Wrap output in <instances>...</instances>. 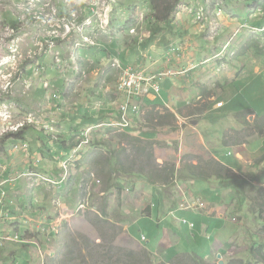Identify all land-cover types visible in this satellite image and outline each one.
I'll use <instances>...</instances> for the list:
<instances>
[{"label": "rangeland", "instance_id": "1", "mask_svg": "<svg viewBox=\"0 0 264 264\" xmlns=\"http://www.w3.org/2000/svg\"><path fill=\"white\" fill-rule=\"evenodd\" d=\"M255 1L258 0H182L173 12L171 26L165 29L163 21H156L147 0H0V156L5 158L6 152L19 145L23 147L27 140L28 153L21 157L22 161L34 158L37 164L33 166L40 169L33 171L38 173L45 165L50 168L52 163L49 170L52 179L62 170L58 169L61 164H55L49 148H64L60 150L64 156L57 153L56 158L66 160L73 153V159L77 158L74 164L68 165L72 176L69 177L70 182H66V191H56L53 185L46 187L38 179L40 186L34 188L38 192L36 194V191L31 192L32 185L26 180L19 195L13 191L6 201L4 197L0 211L3 208L5 214V211L8 215L13 213L11 218L15 220L18 212L21 214L24 208H31V213L39 216V228L35 234L27 233L26 238L31 241L27 243L29 246L14 240L5 242L0 247V264H191L196 258L204 264H264L250 250L264 245V233L260 230L264 223V164H261L264 156L251 162L248 156L243 155L242 161L246 165L240 174L244 178L237 175L246 182L243 188L233 182L228 188H222L214 177L209 183L194 181L189 169V164L200 166L214 160L199 131L207 144L219 145L215 153L221 162L240 170L234 156H227L230 149L222 146L223 137L250 147L255 141L264 139V54L259 55L260 48L264 53V15L254 18L249 12V4L255 8L252 3ZM257 8L253 13L258 12ZM261 12L264 14L263 10ZM234 14H239L240 18ZM243 23L246 27L242 26ZM254 26L260 28H252ZM230 31L234 35H230ZM205 45L210 48H204ZM247 46L249 48L245 49ZM198 48L206 51V63L216 64L211 65L213 74L208 78L214 83L215 95H222V100L229 103L223 110L215 112H221V115L205 114L200 119L204 126L200 125L199 131L189 118H185L192 109L179 112L177 120L174 116L166 117L163 111L145 110L144 118L152 112L169 127L160 132L157 127L154 131L151 125L158 123L154 118L144 129H136V133L100 128L92 138L85 137V134L80 138L77 136L82 128L99 122L111 119L113 123H120L130 106H139L135 98L142 94V90L131 96L117 87L124 67L132 65H125L118 56H112L111 49L118 55L124 53L122 60L126 63L137 62L139 52L142 54L140 63L146 66L150 65L149 59H163L167 55L168 63H172L171 72H174L181 70L178 65L180 58L192 57ZM130 49L132 54L127 57ZM209 53L211 56L207 57ZM216 53L218 55L214 57ZM175 59L178 60L173 62ZM181 61L184 62L183 59ZM231 83H234L233 87H228ZM206 88L210 90L212 86L207 85ZM224 92L228 94L224 95ZM175 104L185 105V102L175 101ZM203 104L207 107V103H201L197 111L203 110ZM107 109L113 110L115 115L108 114ZM99 110V113L95 112ZM243 110L249 113H239ZM223 112L230 114L224 116ZM191 117L195 119L196 115ZM23 124L27 126L23 129L26 132L24 141L10 140L1 144L4 137L11 131H19ZM257 127L263 132H258ZM43 129L48 130L56 144L43 146L47 139V132ZM125 135H136L142 141L152 143V148L156 146V149L153 148L154 154L151 151L152 158L145 161L146 167L143 166L142 172L140 166H129V176L114 170L108 173L110 178H105L106 181L109 179L106 183L100 174V166L105 162L101 159L91 162L89 154L95 155L92 158L99 155L90 148L99 149V152L120 149L127 146ZM67 138V141H62ZM77 142L86 147L81 155L72 147ZM40 145L43 148H39ZM1 157L0 165L4 166L5 172L9 161L4 165L6 158ZM107 164L110 169L118 168L115 159ZM64 165H67L65 161ZM229 171L236 175L231 169ZM156 173L164 180L160 181ZM1 176L0 170V196L7 181ZM91 178L100 183L95 184ZM159 183L168 187L163 210L176 207V197L183 196L186 191L199 195L206 202L217 201V206H226L231 221H219L213 228H218L216 234L222 236L238 229L229 249L221 254L211 251L213 241L206 237L195 239L197 232L192 239L193 235L188 236L179 222L168 220L180 240L172 251L188 255L178 254L175 259L164 260V250L160 249L161 246L158 248V237L154 235L162 233L168 225L164 223L158 228L156 217L130 224L135 227L129 231L130 237L139 239L143 233L148 238L147 242L150 241L144 246L141 241L135 244L126 231L127 217H134L132 210L136 209L139 200L145 201L146 206L150 204L151 196L145 190H154ZM116 185H125V192L119 198ZM170 193L175 200L170 199ZM152 194L158 195L156 190ZM31 195L33 204L30 207ZM183 199V208L196 212L192 210V199ZM254 205H260V210L257 211ZM198 208H202V204H198ZM11 218H7L4 224H11ZM192 219L199 228L204 220L215 224L209 217L197 220L194 216ZM34 224L32 220L28 226ZM51 227H56L57 232L47 230ZM166 243L167 240L163 242L164 246ZM218 255L221 259L217 258Z\"/></svg>", "mask_w": 264, "mask_h": 264}, {"label": "crops", "instance_id": "2", "mask_svg": "<svg viewBox=\"0 0 264 264\" xmlns=\"http://www.w3.org/2000/svg\"><path fill=\"white\" fill-rule=\"evenodd\" d=\"M252 3H254V2H252ZM234 7H235V5H234ZM217 8H220V7H217ZM248 8H249V12L251 11L252 15H254V18H256V16H258V15H264L263 12H261L262 11L261 8H257L256 10H258V12H256V13H253L255 8H253V6H251V4H249ZM233 16L234 17L238 16L240 18L239 14L238 15L234 14ZM238 17H236V18L238 19ZM262 18H263V16H262ZM257 19H259V18H257ZM243 22H245V21H243ZM232 33H233V31H230V35H232ZM220 35H222V33ZM233 35H234V33H233ZM205 47L210 48V46H208V45H205L204 48ZM204 48L203 49L198 48L197 50H195V52L193 51L194 54L190 58H184V57L182 58L181 57L184 60V62L183 61L179 62L180 60H182L181 58L178 61V65H179V67H181V69L182 68H195L193 71L190 72L189 75H179L176 73L177 75H169V76L165 77L160 83L161 90L159 93H156L155 90L151 87H148V86L144 87L142 94L135 98V102L137 104L141 105L142 111L145 109L148 110L147 112L152 111V112L160 113L163 111L166 114V117H173L174 116L177 120V118L179 119V116H178L179 112H183L187 109H192V110H190L189 114L186 115L185 118L186 119L189 118L190 119L189 122L196 120V123H192V124H194V128L196 129V131H199L198 128L200 125L204 126V125H202L200 119L205 114L206 115L207 114L221 115V112H218V113H215V112L224 109L225 106L227 107L229 104L226 105V102L221 100L223 102V106L218 108V106L216 105L218 103L217 99L219 98V96L215 95L214 83L212 84L211 80H208V78H210L209 76L213 74L214 68L211 67V65L216 66V64L206 63V61H204L207 59L204 57V52H206L204 50ZM110 53L114 57L118 56V58H120V61H122L125 65H128V64L132 65L134 68H137L138 70L145 69L149 73H153L154 71L164 69V68L171 69V67H172V65H171L172 63L171 62L168 63L169 60L167 59V55H164L166 58L163 57V59H162V57L158 58V59L151 57L152 60L149 59L150 65L146 66V64L141 65L140 61L142 60V58H141L142 54L139 52H137V53L139 54L140 59L137 62H127V63L122 60V57L125 56L124 53L118 55V53L114 49H111ZM130 54H132L131 49H130L129 53L127 54V57H129ZM197 55L199 56V59H197ZM216 55H218V53H216L214 55V57H216ZM206 56L210 57L211 54L210 53L206 54ZM176 60H178V59H175L173 62H175ZM215 63H216V61H215ZM149 68H151V69H149ZM166 71H168V70H166ZM174 72H177V71H174ZM207 85L212 86V89L209 90L208 88H206ZM175 101H177L178 103L180 101H184L185 105H179L178 106V104H175ZM201 103H207V107L205 104H203V108H202L203 110L201 109L202 111H197L196 108H198L197 106H199V104H201ZM152 112L147 114V118H144L142 120L139 119V121H135L134 127H133L131 132L136 133V129L137 130L144 129L145 126L150 125V122L154 118L156 119V122H158V123L151 125L153 127L152 129L154 131L156 130L157 127L159 128L158 132H160L161 129H165V127H169V125L165 124V122L163 123L160 119L156 118L155 117L156 115ZM244 112H246V114L249 113L248 110H243L239 113H244ZM223 113H224L223 114L224 116L225 115L227 116L230 114V112L228 114H225V112H223ZM108 114L115 115V112L113 110H109ZM192 115H196L195 119H193L194 117H191ZM163 116H164V114L162 115L161 119H163ZM82 129H84V128H82ZM199 134H200L201 139L204 142V145L206 146V149L208 150L210 156L215 161H218V162L224 164L223 162H221L220 158L215 153L216 151L219 150V145H217V144L213 145L210 142L207 144L200 131H199ZM69 136H70V134H69ZM69 136H68V138H69ZM131 137H137V136L132 135ZM68 138L63 139L62 141H67ZM153 138H154V135L151 137V139H153ZM259 142L261 143L260 145H258ZM44 143H46L45 146H47V145L50 146L51 144H56L55 140H53L51 138H47L44 141ZM221 143L225 149H230L227 151V156L228 157L234 156V158L237 160V163L240 165L241 170L237 169L233 166H227L226 164H224L229 169H231V171L234 172V174H236V175H241L240 172L242 171V167L246 165V162L242 161V159L244 158L243 155L248 156L250 159L249 161H251V162H253V160L256 157L264 156V139H259L258 141H255L252 144L253 147L248 146V144H246V143H241L240 141H236V142L227 141L226 137L225 138L223 137V142H221ZM20 147H21L20 145H19V147L17 146L16 150H18V151L11 150L9 153L6 152V154H5L6 161L4 162V165L7 164V161H9V166H7L5 172L2 173L1 177H4V179H8L7 177H9V180H13V179L18 178L17 176H18V174H20V172L17 170H24V172H25L26 170H28V169H26L28 166L27 164H29L30 162L35 163L34 159L33 158L30 159V157H28V159H26V161H22L21 157H23L25 155V153H28V152L27 151L25 152V150L21 149ZM249 147H250V153L251 154L250 153L247 154ZM153 148L156 149V146ZM153 148L151 150L152 152H153ZM49 149H50V153L52 155H54L55 153H52V148H49ZM63 149H64L63 147L55 148V152L63 150ZM90 149L92 150V148H90ZM153 154H154V152H153ZM1 158L5 159L4 157H1ZM49 161H50V159H48L47 162L49 163ZM261 164H264V162H262ZM192 165H194V164H192ZM48 167H49L48 165L47 166L45 165L43 167L44 173L45 172L51 173V171H49V170L52 167V163H51L50 168H48ZM51 175H52V173H51ZM50 178H51V176H50ZM22 180L23 179L18 180V181L22 182ZM251 183H253V182H251ZM22 185H24V184L16 183L13 185V187H12L13 191L17 192V195H19L18 192L21 191ZM124 187H125V185H124ZM155 190L158 194L157 197H155L152 194V191H155ZM124 192H125V190H124ZM146 192H148L149 195L151 196V199L149 200L150 204L146 206L145 201L142 202L139 200L136 203L137 204L136 209L134 211L132 210L134 217L133 216L131 218L127 217L128 223H126L127 224L126 231L128 233L129 238H131V240L133 242H137V241L140 242V238L134 239V238L130 237L129 231L131 229H135L134 225L130 226V224H133V223L138 224L139 223L138 220H140V219H147V218L154 219V217H156L158 219V221H157L158 222V224H157L158 228H160V226L164 223H167V225H168V228L165 229L162 233H159V234L156 233L154 235V236H156V238L158 237L157 238L158 248H159V246H161L162 248H160V249L164 250L163 251L164 254H163L162 258L164 260L170 259V258L175 259V257L178 256V254L179 255H181V254L182 255H188V253L183 254V253H180L177 251H172L173 248H176L178 246L180 240L177 238L176 233H174L175 228L168 223V220H171L172 222H179L180 223V220L185 219L194 225V228H193L194 231L192 230L193 232L191 230H189L187 227L182 226V227H184V228H182V230H187L188 236L193 235L195 232H197L195 239L197 237H206L207 240L213 241L211 251L216 250L217 253H219V254H221L222 251H224V250L226 251L227 249H229L228 246L231 245L229 243L233 242V239H234L233 235L235 234V232H237L238 229L236 231L230 232V234H227V236H222V235L216 234V231L218 230V228H216V229L213 228L215 225H218L219 221H222V220L223 221H225V220L231 221V219L228 218L226 206H224L222 204H219L217 206V204H218L217 201H213L215 203L206 202L204 200V198H201L199 195H195L193 193H190L189 191H186V193H183V196H177L176 197V199L178 200V205L176 207H174L172 209L163 210L164 206H166L165 204H166V199H167L166 196H167V192H168V187H166L165 185L158 184V185H156L154 190L153 189L148 190L146 188L145 193ZM171 193H172V191H171ZM171 193H170V199L175 200L174 197H171ZM36 194H38L37 191H36ZM173 194H175V192H173ZM143 197H144V195H142V197H141L142 200H143ZM182 197L186 198V200H188V201H190L192 199L191 202L194 205V209H192V210H194L196 212H193L191 210L186 211V212L178 211V206L184 202V199H183V201L181 200ZM21 201H23V200H21ZM198 204H202V208H198ZM142 205H144V207L140 208V206H142ZM170 213H173L172 217H169ZM186 215H188V218L186 217ZM194 216L196 217L197 220H199L200 217H205V218L209 217L211 219H214L215 224H212L209 220L208 221L204 220L203 221L204 224H202L201 228H199V225L196 223V221L192 219V217H194ZM150 227H151V225H150ZM211 229H213V231L210 234L209 231ZM182 230H181V232H182ZM221 230H223V229H221ZM161 235H163L162 240H160ZM144 237H145V241L142 243L143 246H144V243L147 242V240H148L147 236L144 235ZM193 238H194V235L192 236V239ZM166 240H167V243L164 246L163 242H165ZM149 242H147V244ZM139 245H141V244H139ZM171 246H173V247H171ZM171 252H172V254H171ZM190 254H192V253H190ZM193 255H197V254H193ZM196 257H200V256L197 255Z\"/></svg>", "mask_w": 264, "mask_h": 264}, {"label": "trees", "instance_id": "3", "mask_svg": "<svg viewBox=\"0 0 264 264\" xmlns=\"http://www.w3.org/2000/svg\"><path fill=\"white\" fill-rule=\"evenodd\" d=\"M147 1L149 2L150 8H153L154 10L156 21L157 22L163 21V24L165 25V27L163 26V28L168 29L171 26L172 20H174L173 12L175 11L176 7L182 0H147ZM253 5L255 8L261 7L262 10L264 11V0L255 1ZM86 10H87L86 15L89 16L90 12L88 8H86ZM246 48H249V46L245 47V49ZM259 53H261L259 55L264 54L261 48L259 49ZM194 69L195 68L190 70L186 75H189L190 72L193 71ZM232 84L234 83L229 84L228 87L232 86ZM225 91L227 92V90ZM226 92H224V95ZM221 100H222V95L219 96L217 101L222 102ZM228 104L229 103L226 102V105ZM246 124L248 125V122H246ZM257 129H258V132L260 133L263 132V130L260 129L259 127H257ZM25 135H26V132L23 130V128H21L18 132L16 133L12 132L11 134H8L6 137H4L1 141V144H5L7 141H10V140L24 141L26 137ZM126 139H127V145L131 148V151H129L128 148L126 147H121L118 150H108L106 151V154L102 152H97L99 155L98 158H89L91 159V162L95 161L96 159L97 161L101 159L105 162L102 166H100V168L102 169L100 174L104 178L105 181H106L105 178H110V175L108 173L113 172L114 170H116L117 173H121L122 175L123 173H126L129 176L130 173H128V169H127L129 166H133V167L140 166L141 168L140 172H142L143 166L146 167L145 161L150 160L152 158V154H151V150H152L151 144L152 143L143 142L138 138L131 137L130 135H127ZM131 152H133L134 157H132L133 155ZM93 156L95 157V155ZM140 158H143V159L139 160ZM112 159H115V164L118 165V168H113V169L109 168L107 163L109 161H112ZM189 169H190V176H192V179L194 181L204 180V181L210 182L212 177H214L219 183L218 185H220L222 188H228V185L232 182L234 184H239L240 187L242 188L246 186V182H244L241 179V177L230 174L229 168L226 165H223L222 163L217 162L215 160H211L209 163H202V165L200 166L189 164ZM138 174H141V173H138ZM156 175L158 176L160 181H162V179L164 180L163 177H160L159 173L158 174L156 173ZM171 180L173 181L174 178H171ZM117 181L118 180L116 178L115 182ZM149 181L152 184H155L154 182H152V180H149ZM176 181L178 182V180ZM107 182H109V179L106 181V183ZM159 184L162 185V183H159ZM252 188L253 187H251V189ZM116 190H117V195L119 198V196H121L122 192L124 191V186L116 185ZM118 202H119V199H118ZM254 206L256 207L257 211L260 210L258 209L260 205H254ZM260 230H261V233H264V223ZM135 244H138V242H136ZM250 250H251V254H253L255 257H260L261 260L264 262V245H259L257 246L256 249L255 247H253ZM128 255L131 256L132 255L131 252H129ZM150 263H152L151 260H150ZM131 264H136V263L132 262ZM138 264H142V263L138 262ZM191 264H204V263L202 262L201 259L196 258V261L192 262Z\"/></svg>", "mask_w": 264, "mask_h": 264}, {"label": "clouds", "instance_id": "4", "mask_svg": "<svg viewBox=\"0 0 264 264\" xmlns=\"http://www.w3.org/2000/svg\"><path fill=\"white\" fill-rule=\"evenodd\" d=\"M262 25V24H261ZM242 26L244 27L245 26V23L244 24H242ZM246 27V26H245ZM252 28H260V27H256V26H254V27H252ZM248 29H251V28H248ZM174 47H175V42H174ZM164 58H166V57H164ZM168 59V58H167ZM116 61H117V59H116ZM127 68H129V67H124V69L126 70ZM130 68H132L133 70H135V71H140V72H144L145 73V75L146 76H148V77H152V76H154V75H158V74H160V73H162V72H166L165 74L166 75H164V77L161 79V80H159V81H157V84H159V92H160V90H161V85H160V83H161V81L165 78V77H167V76H169V75H177V74H179V75H186L190 70H192L193 68H182L180 71H177V72H171V69H169V68H164V69H160V70H157V71H154L153 73H149V72H147L145 69H141V70H138L137 68H134L133 66L132 67H130ZM166 70H168V71H166ZM169 73H171V74H169ZM177 73V74H176ZM121 78V77H120ZM151 87L150 85H148V84H144L143 86H142V91H143V89H144V87ZM117 87H119L120 88V80H119V83H118V85H117ZM152 88V87H151ZM154 89V88H153ZM155 90V89H154ZM156 92V91H155ZM159 92H156V93H159ZM221 104V105H220ZM217 106H218V108H220V107H222L223 106V102H218L217 104H216ZM108 110V109H107ZM145 110H147V109H145ZM145 110H143L142 111V108H141V105H139V106H137V105H134V107L133 106H130L129 107V112H127L126 114H124V116H123V119H122V121L120 122V123H113V122H111V121H113V120H108V121H106V122H104V123H102V122H99L98 124H96L95 126H89V128H84L83 130H80L79 132L80 133H78L77 134V136L80 138V137H83L84 136V134H85V137L86 136H90L91 138L93 137V133L95 132V131H98L100 128H105V129H109V128H111V130H118V131H126L127 130V132H128V134L129 133H132L131 131H132V129H133V127H134V122L135 121H139V119H144V115H143V112L145 111ZM95 112H100V110L99 111H95ZM109 112V110L107 111V113ZM63 115V114H62ZM42 126H44V125H42ZM27 126L25 125V124H23V126H22V128L24 129V128H26ZM80 127H82V126H80ZM43 130H45V129H43ZM46 132H47V138H51V139H53L54 140V138H53V136H51L50 134H49V132H48V130H45ZM10 132V131H9ZM16 133L17 131H11V133ZM134 138H138V137H134ZM138 139H140V138H138ZM141 140V139H140ZM142 141V140H141ZM144 142V141H143ZM80 142H77L75 145H73L72 147H73V149H77V150H79V154L81 155L82 153H83V151H84V149L86 148V147H84V146H82L83 145V143H81V144H79ZM28 141L26 140V146L28 147ZM79 144V146L78 147H76L77 145ZM126 145H127V142H126ZM43 146H45V145H43ZM39 148H43V147H41V145L40 146H38ZM123 147H126V148H128V150L129 151H131V148L127 145V146H123ZM92 150L93 151H97V152H99V149L98 150H94L93 148H92ZM108 150H118V149H106V151H108ZM14 151H18V150H16L15 149V147H14ZM106 151H104V149L101 151L102 153H104V154H106ZM60 152L61 151H57V152H55V148H52V153H55L53 156V158L56 160V165L57 164H61L60 166H59V168L58 169H60V170H62V172H61V174H54V180H52V181H49V178H50V176H51V173H44L43 172V169H42V172L41 173H38V172H34L33 170H35V169H40L38 166H36V167H34L33 166V164L34 163H32V162H30L29 164H27L28 166H27V168L26 169H28L29 171H28V173L27 172H24V170H17V171H19L20 172V174H23V175H25L26 177H24V180L23 181H26V180H29V182L31 183V185L32 186H30L31 187V192L32 191H36L34 188L35 187H39L40 185H38L37 184V181H38V179H40L41 181H43L44 183H45V185L44 186H46V187H49L50 185H53L54 186V188H56V191H59V190H64V191H66L65 190V188H67V184H66V182H70V180H69V177H71L72 176V174H69V172H70V167L68 166V164L70 163V162H72V163H74V160H71V161H68V163H67V165H64V161H65V159H63L62 157H59V158H56L57 157V153H58V156H64V154H60ZM94 154H89V156H88V159L89 158H92V156H93ZM34 159V158H33ZM87 159V160H88ZM79 162V161H78ZM1 168H4V166H2V165H0V169ZM30 174H33L34 175V177H32ZM92 180L91 181H94L95 182V184H99L100 182L99 181H95L93 178H91ZM23 181L22 182H19L18 181V179H13V180H7L6 181V183H5V187H4V194H5V201L9 198V196H10V194H11V192H13V185L14 184H16V183H22L23 184ZM59 184V185H58ZM98 186V185H97ZM124 189H125V187H124ZM129 190V189H128ZM29 198H31V201H30V207L32 206V204H33V198H32V195L29 197ZM88 198L89 197H87L86 199L88 200ZM64 202L66 201V200H63ZM20 208L21 207H23V206H19ZM181 207H183V205L182 204H180L179 206H178V211H180V212H186V211H189L190 209L189 208H185L186 210H182L181 209ZM79 210H80V208H79ZM76 213H78V212H76ZM74 215V214H73ZM73 215H71V216H73ZM173 216V213H170L169 214V217H172ZM30 218V219H29ZM38 219H39V216H36V215H33L32 213H31V208L30 209H28V210H26L25 208H24V211H21V214L20 213H18L17 215H16V217H15V220H14V222H12L11 224H2L1 225V228H5L6 230H7V232H9L10 234H13V235H18L19 236V241H16L17 243H20L21 245H28L27 243L29 242H31V241H29L27 238H26V236H27V233L28 232H30V233H36V231H37V229L39 228L38 227ZM31 220H33L34 222H35V227L34 228H32V227H30V226H28V223H29V221H31ZM182 221H185V222H187L188 224H191V225H193L192 223H190L189 221H187V220H185V219H182V220H180V224L182 225V226H185V225H183L182 224ZM262 225H263V223H262ZM47 227H48V224H47ZM185 227H187V226H185ZM56 227H52V231L53 232H57V228L55 229ZM188 228V227H187ZM193 228H194V225H193ZM21 229H24L25 231L24 232H21ZM190 230V229H189ZM193 230V229H192ZM191 230V231H192ZM140 241L143 243L144 241H145V237H144V235L143 234H141V237H140ZM31 244H33V243H31ZM29 246V245H28ZM146 249V248H145Z\"/></svg>", "mask_w": 264, "mask_h": 264}, {"label": "built area", "instance_id": "5", "mask_svg": "<svg viewBox=\"0 0 264 264\" xmlns=\"http://www.w3.org/2000/svg\"><path fill=\"white\" fill-rule=\"evenodd\" d=\"M174 49V46H173ZM168 58V56H167ZM166 72H162L158 75H154L152 77H148L145 75L144 72L135 71L132 68H127L124 73L121 76L120 79V89L126 91L128 94L137 95L140 90L142 89V86L146 83L150 85L152 88L155 89L156 92H159V84H157V81L161 80ZM221 105V104H220ZM27 148V146H26ZM32 175V174H30ZM4 197L5 194L3 193L2 196H0V204L1 206H4ZM182 210H186L185 208L181 207ZM5 216H4V215ZM8 218V214H5L3 211V208L0 211V247L4 245L5 242L9 241H19L18 235H13L7 232L5 228H1V225L6 221ZM182 224L187 226L188 229L192 230L193 225L188 224L185 221H182Z\"/></svg>", "mask_w": 264, "mask_h": 264}, {"label": "bare ground", "instance_id": "6", "mask_svg": "<svg viewBox=\"0 0 264 264\" xmlns=\"http://www.w3.org/2000/svg\"><path fill=\"white\" fill-rule=\"evenodd\" d=\"M18 132V131H17ZM21 149H23V150H25V151H28L27 149H26V144H23V147L21 146L20 147ZM74 156H75V153H73L69 158H67L66 160H65V163H68V161H71V160H74V163H75V160L77 159V158H75V159H73L74 158ZM74 163H72V162H70L68 165H70V164H74ZM37 164V163H36ZM1 171H2V173H4V171H3V168L2 169H0ZM27 173H28V171H27ZM29 174V173H28ZM32 177H34V175L32 174L31 175ZM18 178H16V179H18V180H21V179H23L24 180V177H26L25 175H23V174H18V176H17ZM4 180H8V179H4ZM22 180V181H23ZM52 180H54V178L52 179V178H49V181H52ZM98 181V180H97ZM59 185V184H58ZM87 197V196H86ZM6 212V214H9L7 211H5ZM18 212V211H17ZM19 213V212H18ZM13 216V213H11V215H8V218H11ZM10 221L11 222H14V219H10ZM32 221V220H31ZM35 227V224L32 226V228H34ZM52 229V227L51 228H48L47 230H51ZM56 229V228H55ZM47 230H44V231H47ZM53 230V229H52ZM56 233V232H55Z\"/></svg>", "mask_w": 264, "mask_h": 264}, {"label": "water", "instance_id": "7", "mask_svg": "<svg viewBox=\"0 0 264 264\" xmlns=\"http://www.w3.org/2000/svg\"><path fill=\"white\" fill-rule=\"evenodd\" d=\"M250 119H252V117H250ZM192 123H196V120H193ZM217 258H218V259H221V256L218 255ZM219 264H221V263H219Z\"/></svg>", "mask_w": 264, "mask_h": 264}]
</instances>
